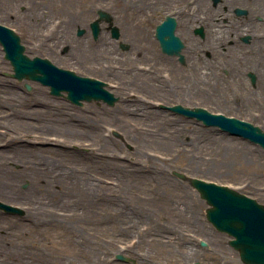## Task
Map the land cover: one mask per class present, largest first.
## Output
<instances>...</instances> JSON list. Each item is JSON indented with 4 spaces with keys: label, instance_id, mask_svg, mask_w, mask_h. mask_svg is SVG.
I'll return each instance as SVG.
<instances>
[{
    "label": "rangeland",
    "instance_id": "rangeland-1",
    "mask_svg": "<svg viewBox=\"0 0 264 264\" xmlns=\"http://www.w3.org/2000/svg\"><path fill=\"white\" fill-rule=\"evenodd\" d=\"M158 1L0 0V22L17 31L27 54L105 81L119 96L113 105H77L53 95L13 77L0 44V200L24 210L0 209V264H246L207 220L206 200L175 172L264 204V148L168 106H201L264 129V103H250L252 110L236 103L242 90L231 77L232 86L206 82L202 41L192 33L194 0ZM99 8L114 15L119 39L105 29L98 39L77 34ZM167 14L177 16L186 65L163 58L155 29ZM65 136L70 141L60 145L56 138ZM79 178L93 192L74 187ZM169 228L175 235L165 241Z\"/></svg>",
    "mask_w": 264,
    "mask_h": 264
},
{
    "label": "water",
    "instance_id": "water-1",
    "mask_svg": "<svg viewBox=\"0 0 264 264\" xmlns=\"http://www.w3.org/2000/svg\"><path fill=\"white\" fill-rule=\"evenodd\" d=\"M98 13L99 18L92 22L95 38L101 32L100 21L106 19L112 22V16L108 11L99 9ZM176 26V18L168 15L157 26L156 35L163 51L178 54L183 62L184 55L181 50L184 43L176 34ZM84 32V28L78 30L79 34ZM112 35L117 38L120 36L117 25L112 26ZM0 42L4 46L5 57L13 65L12 76L18 79L38 80L49 85L51 92L56 95H62L63 91H66V98L78 105H81L84 100H103L111 105L118 100V96L105 88L107 83L102 80L81 76L72 70L58 67L48 58L39 56L30 58L24 53L25 46L21 43L20 36L3 24H0ZM122 47L126 49L128 45L122 43ZM27 87L30 88V85ZM169 108L188 117H196L206 125L220 126L224 131L243 136L264 147V130L251 122L223 113H213L204 107L191 108L176 104ZM175 174L186 178L182 173L175 172ZM190 182L210 205L206 210L207 218L219 230L234 236L230 244L239 250L241 259L247 264H264V204L226 185L197 177H192ZM0 207L9 212L23 213V209L2 201H0ZM202 245L206 243L202 241ZM118 257L125 259L122 254H118ZM194 264L201 263L197 261Z\"/></svg>",
    "mask_w": 264,
    "mask_h": 264
},
{
    "label": "flooded vegetation",
    "instance_id": "flooded-vegetation-1",
    "mask_svg": "<svg viewBox=\"0 0 264 264\" xmlns=\"http://www.w3.org/2000/svg\"><path fill=\"white\" fill-rule=\"evenodd\" d=\"M172 1L175 0L158 2L164 5ZM61 2L64 5L71 3L73 5L79 0ZM194 4L199 11L194 15L195 20L191 21L195 24L192 33L199 36L202 41V73L206 82L213 83L216 87L224 86L222 85L224 83L232 86L233 78L236 87L242 90V94L236 92L237 95L234 97L236 103L251 110L250 103H264V0H194ZM24 23L27 25L28 21ZM107 27L106 24L105 28ZM27 28L26 32L30 33ZM197 28L201 29L200 33L196 31ZM39 47L57 51L47 43H41L37 46ZM163 58L167 65L173 61L182 64L177 56L164 54ZM165 74L169 73L165 71ZM250 87L259 95L248 96ZM254 112L262 115L261 111Z\"/></svg>",
    "mask_w": 264,
    "mask_h": 264
},
{
    "label": "bare ground",
    "instance_id": "bare-ground-1",
    "mask_svg": "<svg viewBox=\"0 0 264 264\" xmlns=\"http://www.w3.org/2000/svg\"><path fill=\"white\" fill-rule=\"evenodd\" d=\"M17 12H20V10L17 11ZM56 141L59 142L60 145H64V144L67 145V142L70 141V138L67 137V136H65V139L63 140V139H60L59 137H57V138H56ZM32 165H33V167L36 166V164H33V163L29 164L30 167H32ZM82 179H83V178H82ZM82 179L79 178V179L76 181L74 187H76V188L79 189L82 193H85V194H87L89 191L93 192V189H94L93 186H91V185H90L88 182H86V181H85V182H81ZM174 235H175L174 230H172V228H169V233L163 234L162 237H163V240L166 241V240H170V239L174 238Z\"/></svg>",
    "mask_w": 264,
    "mask_h": 264
}]
</instances>
